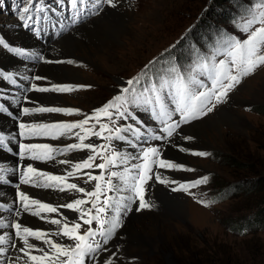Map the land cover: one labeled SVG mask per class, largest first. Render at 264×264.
<instances>
[{
	"label": "snow or ice",
	"instance_id": "6c2138e0",
	"mask_svg": "<svg viewBox=\"0 0 264 264\" xmlns=\"http://www.w3.org/2000/svg\"><path fill=\"white\" fill-rule=\"evenodd\" d=\"M22 3L23 14L20 19L25 26H28L29 21L38 24L39 14L57 11V8L36 6L34 0H22ZM118 3L119 0H57V7L67 9L70 13V25H75L88 16L99 15L105 6L116 8ZM238 7L243 12L238 19L233 18V24L241 35L220 30L209 52L194 49L193 58L187 65L166 58L160 62V69L154 72H150L148 66H145L136 76L119 85L112 99L90 113L73 107L42 105L29 100L26 93L34 91L65 94L91 88V85L49 82V86H39L32 81L47 78L24 77L30 84L24 89L23 99L35 106L21 107L22 116L61 114L80 119L25 122L16 117L20 121L18 136L21 142L18 143L19 151L14 155L18 156L19 161L54 162L67 167L56 174L43 170L34 163H20L11 169L0 164V182L7 183L3 175L7 171L18 173L19 177V182L14 185V199L0 203V230H3L0 232V264H116L117 253L103 261L100 260V254L110 251L105 246L123 227L124 218L133 211V205L136 206V211L155 207L154 202L146 198L152 182L170 187L173 192L192 195L204 207L217 203L214 199L204 198L206 193L197 197L192 191L206 186L211 174L181 182L164 176L160 169L195 172L196 169L165 157L163 145L172 142L183 125L212 113L219 104L227 101L229 94L246 78L264 68V0H238ZM48 18L43 16L44 20ZM0 46L20 56L30 55L23 49L10 47L2 38ZM38 58L44 63H76L73 60H46L43 56ZM149 63L154 65L157 61ZM16 75L0 72V77L13 85L17 83ZM140 111L148 114L158 127L150 128L138 115ZM0 112H8L3 103H0ZM8 114L11 115L10 112ZM92 137L105 143L86 142ZM62 138L73 142L63 146L24 142ZM183 138L189 141L193 139L190 136ZM14 139V135L5 136L0 133V147H7V142ZM114 140L125 141L130 147H139V143H133V140L144 144L155 140L160 142V146L142 147L136 154L122 153L113 146ZM173 146L192 156H211L210 152L190 151L175 144ZM7 150L12 151L11 148ZM74 151L86 152V155L78 161L58 159L59 156H68ZM98 158L102 162L96 163ZM85 169H98L99 174L83 171ZM82 177H86L84 183L90 184V188L70 182L73 178ZM22 185L60 193L68 192L75 198L63 204H53L22 190ZM61 208L71 210L77 214L76 217L69 219L60 212ZM4 212L8 215L3 216ZM24 214L37 217L56 228L45 230L30 226L23 220ZM52 214L59 218H54ZM94 223L96 227H93ZM65 238L71 243H64Z\"/></svg>",
	"mask_w": 264,
	"mask_h": 264
},
{
	"label": "rangeland",
	"instance_id": "374dc122",
	"mask_svg": "<svg viewBox=\"0 0 264 264\" xmlns=\"http://www.w3.org/2000/svg\"><path fill=\"white\" fill-rule=\"evenodd\" d=\"M131 1L119 0L116 8H107L98 16L99 18L88 21L67 36L59 39L61 47L63 45L61 41L66 37H74L78 42L84 41L82 43L93 45V43H89V37L84 33L87 32L85 28L88 25L92 27L93 21H101L100 18L111 12L121 15L128 13L133 17L135 15V26L139 31L135 30V39L124 40L123 45H114L113 48L116 50L114 51L116 57L114 66L104 67L101 62L97 66L93 65L81 54L76 55L80 61L66 53L67 59L64 55V49V52L60 49L56 50L57 48H52L56 50L52 51L50 50L51 44L48 43L45 47L48 53L47 59L52 61L73 60L76 62L75 64L52 63L49 67L65 66L81 69L84 74L80 77L82 79L80 81L83 85H91V88L65 94H44L32 91V95H30V92L26 93L28 99L43 105L68 106L89 113L102 103L112 99L118 91V86L122 85L127 79L136 76L145 66H148L150 72H154L160 69V62L165 61L166 58L174 59L181 65H187L193 58L194 49L198 48L201 52H209L220 30H226L237 36L241 35L233 24V18L238 19L243 12V9L238 7V0ZM239 2H243V0H239ZM13 3V0H0V38H13L15 43H20L15 44V48L23 49L31 54L28 55L29 57L19 56L23 60L26 59L28 66L17 69L20 64L13 63V59L6 61L4 48L0 46V65L6 61L4 72L9 74L22 73L24 77L41 76L47 78L46 80L32 81L39 86H46V84L49 86V82L81 85V82L74 79L73 81L54 79L51 72L52 68H44L47 65L43 63L38 65L35 57H44V53L30 51V47L21 43L20 39L25 35L24 31L15 29L19 23L14 17H9L8 12L1 7L2 5L11 6ZM155 11H157V15L153 17ZM144 18L148 21L145 22ZM130 24L132 26L134 23L131 22ZM123 37L125 39L127 35L124 34ZM108 47L111 48L112 45ZM150 61H157V63L153 65L149 63ZM79 65H85V67ZM0 79L3 83L0 91V96L2 95L0 103H3L8 109V112H0V120L1 117L6 120V123H0V127L7 129L10 133L17 132L19 128L15 122L20 121L16 117H20L25 122L33 120L40 122L41 114H36L38 117H35V115L24 117L21 115V110L14 106V101L23 104L24 89L29 87L30 81L25 79L26 82H29L26 86L12 87L3 77H0ZM51 95L62 97V99L50 100ZM32 106L35 105L31 104L29 107ZM9 112L11 115L8 114ZM234 112L240 113L242 118L239 122L236 121V113L234 114ZM56 115L62 117L64 121L80 119L77 116ZM53 119L54 116H51L50 120ZM208 119L214 120L204 125L207 131L211 122L220 126L218 130L215 127L209 129L208 134L216 137L211 138L210 142L203 136L198 135L197 132L194 133L193 129L198 123L205 122ZM57 120L60 121V119ZM194 122L184 128L183 136L177 138L173 143L190 151L204 150L210 152L211 156L208 158L192 157L189 152H180L178 147L174 146L168 149V154L171 158L196 169L195 172H187L185 177L180 176L183 179H194L198 176L211 174L210 182L206 186L192 191L197 197H201L202 193H206L204 198L214 199L217 203L211 207H204L202 204L197 203L192 195H188V198L183 195V198L187 200L185 202L188 204L185 214L169 213L168 211L166 212L168 214H163L153 209L151 212L144 211L136 218L135 216L131 218V216L128 223L133 219L132 221L137 225L134 226L137 228L139 226L138 221L147 224L148 221L156 220L159 221L161 229L166 228L165 230L171 233L165 231L163 236L157 232L158 236L149 237V246L146 248L145 245L144 247L146 253L141 250V247L144 246L142 242L133 243V247L127 246L125 244L127 234L125 233L126 236L117 239V233L115 240L110 245V252L106 256L104 255L101 261L110 257L113 253H117L115 257L116 264H264V228L241 229L246 219H253L264 208V68L258 69L254 75L246 78L229 94L225 103L219 104L203 120ZM185 136H190L193 139L190 141L185 140L183 138ZM57 141L53 140L51 142L55 144ZM13 143L14 140H9L7 148L11 147L15 150ZM99 144L101 143L99 142ZM4 149L5 147H0V150ZM76 153L81 154L82 157L85 154L81 151ZM70 155L72 156V154L68 156ZM68 156H59L58 159H64ZM26 161L56 174H60L67 167L54 162ZM74 161L78 160L74 159ZM16 162L18 163L17 160ZM21 188L28 193L33 192V194L44 192L43 189H35L25 185H22ZM160 189L161 191H167L164 187L157 188L151 194L152 200L155 199V194L156 197L161 194L158 193ZM41 194H37L36 197L53 204H63L75 198L68 192L60 193L50 189L45 192L44 198L41 197ZM5 198L6 196L1 194L0 203H5ZM166 200L167 198L160 197L162 205H165ZM60 212L63 213V208L60 209ZM63 214L67 216L65 213ZM52 215L54 218H59L56 214ZM200 215L204 216V219L199 221L200 218L197 217ZM3 216H7V213L4 212ZM27 217V220L24 221L29 224L28 219H30L32 224L30 226L45 230H55L56 228V226L43 220H33L34 217L28 214ZM191 222L194 226L190 227V231H186L185 228ZM128 223L125 226L126 228ZM2 231L0 230V232ZM116 240L119 243L113 251L112 247ZM124 244V249H127V251L122 252L121 249ZM117 246L119 252H117Z\"/></svg>",
	"mask_w": 264,
	"mask_h": 264
},
{
	"label": "bare ground",
	"instance_id": "6f19581e",
	"mask_svg": "<svg viewBox=\"0 0 264 264\" xmlns=\"http://www.w3.org/2000/svg\"><path fill=\"white\" fill-rule=\"evenodd\" d=\"M124 1H126V0H124ZM156 15H157V11H155V13H153L152 16L154 17ZM141 18H143V16H141ZM100 19H101V21H99V20L93 21L92 22L93 23L92 27H89V25H88L87 28H85L86 29L85 31H87V32H84V33H85V35H88V37H89V43H91V44L93 43V45H89L87 43H82L84 41H82V42L79 41L78 42V41H76L77 39L74 38V37L73 38L66 37L65 39H63L61 41V43L63 44L62 47L60 45V41L57 40V41L51 43V46H50L51 49L50 50L56 51V50L60 49V50L63 51V49H64L65 52L64 51L63 52H64V55H65V58H67L66 53L68 55H71V56H74V57H76V55L81 54L82 57H84L85 59H87L93 65H96L97 66L99 64V62H101L104 67L106 66V67L109 68V67L114 66L116 64V60H115L116 57L114 55V51H116V50H114L113 47H114V45L115 46L116 45H123L124 40H129L130 38L135 39V37H134L136 35L135 30H138L139 31V29H137V27L135 26V24H136V18H135V15L133 17V15H129L128 13L121 15V14H116L114 12H111L110 14L107 13L106 15H104ZM144 21L147 22L148 20L144 18ZM11 22H14V21H11ZM131 22L134 23V24H132V26L130 24ZM101 23H103V24H101ZM99 24H101V25H99ZM124 34L127 35V37L125 39L123 37ZM46 45H45V47H46ZM106 45H108V46L112 45V47L110 48V47H108ZM52 48H54V49L57 48V49L56 50H53ZM30 51H32V50H30ZM46 57H47V55L45 56V59L46 60H51V59H47ZM5 59H6V61L7 60L8 61L12 60L6 54H5ZM15 62L18 63V64H20V66L22 65L19 61H17V60L14 59L13 63H15ZM42 63L44 65H47V66H44V68H52L51 69V72H52V75H53L54 79H59V80L60 79L61 80H67L68 79V80H71V81H73V79H74V80H77V81H79V82L82 83V81H80V80H82L80 77H82V75L84 73L81 72L82 71L81 69H74V68L65 67V66L64 67L63 66L62 67H49L52 63H44L43 60H40V64H42ZM19 67H17V68H19ZM48 73H49V71H48ZM77 81H75V82L77 83ZM44 94H49V93H44ZM47 96H49V95H47ZM34 97L36 98L35 95H34ZM51 99L52 100L53 99L54 100H57V99L60 100V99H62V97H56L54 95H51L50 100ZM29 106H31V104H29L25 100H23L22 107H29ZM230 112H231V110H230ZM235 113L236 112H234V114ZM235 116H236V121L237 122H239L241 120V118H242L241 115H240V113H236ZM35 117H38V116L35 115ZM213 120L214 119H208L207 121L204 120L205 122L198 123L193 128L194 129V133L197 132L198 135L203 136L209 142H210V140L216 138V137L210 136L208 134L209 133L208 131H209V129H212V127H215L218 130V129H220L219 128L220 126H218L217 124H213L211 122V125L209 123L208 131H207L206 127H204V125L208 124V122L213 121ZM34 121L35 122H39L37 120H33V121H30V122H34ZM0 123H6V120L2 119V117H1ZM196 127H198V128L195 129ZM181 136H183V131H182V135ZM181 136L179 138H181ZM220 136H221V134H220ZM27 142H32V141H27ZM86 142H88V141H86ZM11 149H12V152L17 153L16 147H15V150L13 148H11ZM172 155H174V154H172ZM0 156H1L0 157V163H2L3 165L5 163L6 168L11 169V168H14V167L18 166V163L16 162V157L15 156L12 157V155L6 154V157H5L2 154V152H0ZM81 157H82L81 154L75 153V154H72V156L70 155L68 157H65L64 159H70V160H74L75 159V160H79ZM20 163H22V162H20ZM3 175H4V178H5L6 182H7V184H9L11 186H14L17 183V180L19 179L18 173L17 174H14L11 171H7ZM77 184H79V182H77ZM79 185L83 186L82 184H79ZM0 190H1L0 195L1 194H10L12 196V198H10L8 200V202H11L14 199L15 194H13V191H10V190L4 189V188H0ZM46 191H49V190H44V192H42V194L40 192L39 193L36 192L34 194H35V196H37V194H41V197L44 198ZM152 191L153 190H151V193H153ZM158 193H161V194H158V197H156V194H155V199L152 200L154 202V204L157 202V200L161 196H163L165 198L167 197V200L165 201V205H162L160 207V210L159 211L157 210L158 212L163 211L164 208H165V210L162 212L164 214H166L167 211L169 213L170 212H173L175 214L176 213H178V214H185L188 204L185 202L186 199H184L183 196H180V195L173 196L172 194L168 193V190L167 191H161V189L158 191ZM30 194H33V192H30ZM133 214H131V215H133ZM190 216H191V214H190ZM149 217H151V216L149 215ZM203 217L204 216H201L200 215L197 218H200L199 219V221H200L201 219H204ZM131 218H133V216ZM34 219L40 220L37 217H34L33 220ZM132 220H130L129 223L127 222L128 223L127 228L126 227L125 228L123 227V229L118 233L117 239L118 238L120 239L122 236H124L125 235L124 232H125L127 234V236L125 235L127 237V239L125 241V244H127V246L133 247V243H135V242H138V243L139 242H142V244L144 246H143V248L141 247V250H143V252H145V250H144L145 245H146V248L149 246V240H150V238L152 236H158V233H160L161 235L164 236L165 231H167V230H165L166 228L161 229L162 227L159 225V221H156V220L155 221H148L147 220L148 221L147 224L144 223V222H139L138 221V225H139L138 228L136 227L137 225L135 224V222H133ZM28 221H29V225H32L30 219H28ZM33 224H34V221H33ZM134 225H136V226H134ZM191 226L192 227L194 226L192 222L190 223V225H188L185 228V230L186 231H190L189 229H190ZM151 231H153V232H151ZM167 233H171V232L167 231ZM148 238H149V240H148ZM63 242L66 243L67 242V239L65 238ZM118 243H119V241L116 240L115 243H114V245H113V247H112L113 251H114L115 246ZM125 244L122 246V249H121L122 252H124V250L127 251V249H124ZM131 251H132V249H131Z\"/></svg>",
	"mask_w": 264,
	"mask_h": 264
},
{
	"label": "flooded vegetation",
	"instance_id": "af4514ba",
	"mask_svg": "<svg viewBox=\"0 0 264 264\" xmlns=\"http://www.w3.org/2000/svg\"><path fill=\"white\" fill-rule=\"evenodd\" d=\"M198 122H199V121H198ZM122 123H124V122H122ZM127 123H132V122L127 121ZM146 124H147V123H146ZM181 135H182V132L179 131V135L175 136V137L173 138V141H175V139H176V138H179ZM173 141H172V142H173ZM172 142L163 145V155H164L165 157H167V158L173 159L174 161H176V162H178V163H181V164H184V165L190 167L188 164H185V163L179 162L178 160H176V159H174V158H171V157L169 156V154H168V151H169V150H168V149H169V147L172 148V146H173V144H174V143L172 144ZM133 143H139V147H130L129 144H128L127 142H125V141H120V140H116V142L114 143V145H115V148H116L118 151L122 152V153L130 152V153L136 154V153L139 152L140 148L143 147V143H142V142H137V141H135V140H133ZM170 144H172V145H170ZM156 146H160V142H158ZM198 151H204V150H198ZM206 152H207V151H206ZM191 156H192V155H191ZM192 157H196V156H192ZM132 162H133V163H136V162H138V161H132ZM119 170H122V169H119ZM160 171L163 173L164 176H166V177H168V178H171V179H175V180L181 181V182H188V181L193 180V179H183V178H181L180 176H182V177L187 176V172H184V171H173V170H164V169H160ZM178 175H179V176H178ZM202 176H203V175H202ZM200 177H201V176H200ZM196 178H199V176L196 177ZM196 178H194V179H196ZM160 187H164V188H166V189L168 190V193L172 194L173 196H177V195H180V194H181L180 196H183V195H184L185 197L188 198V195H189V194H186V193H184V192H173V191H171V188H170V187H166L165 185L159 184V183H157V182H152V183L150 184V189H149V191H148V194H147L146 198H147V199H150V200L152 201V198H150V197H151L150 194H152V193H151V190L154 191L156 188H160ZM153 191H152V192H153ZM161 197H163V196H161ZM163 198H165V197H163ZM166 198H167V197H166ZM166 198H165V199H166ZM182 199H183V198H182ZM161 206H162V204H161V201H160V198H159V199L157 200V202L155 203V207L153 208L154 211H155V210H156V211H157V210L159 211ZM153 209H151V210H153ZM151 210L136 211V206L133 205V211H132L131 213H129V214L126 216V218H124V221H123V227H125V225L127 224L128 219H129L130 216H135V218H136V216L142 214L144 211L151 212ZM164 210H165V208H164ZM164 210H163V211H164ZM163 211H161L160 213H162ZM133 213H134V214H133ZM131 214H133V215H131ZM163 214H164V213H163ZM166 214H168V213H166ZM123 227H122L117 233H119V232L123 229ZM124 234H125V232H124ZM116 235H117V234H116ZM115 238H116V237H115ZM115 238H114L112 241H110V243H109L108 245H106L107 248H108L109 250H111L110 245H111V243L115 240ZM109 252H110V251H109ZM107 254H108V253H107ZM107 254H106V255H107ZM106 255H105V256H106Z\"/></svg>",
	"mask_w": 264,
	"mask_h": 264
},
{
	"label": "trees",
	"instance_id": "16d2710c",
	"mask_svg": "<svg viewBox=\"0 0 264 264\" xmlns=\"http://www.w3.org/2000/svg\"><path fill=\"white\" fill-rule=\"evenodd\" d=\"M244 228L248 230V228L262 229L264 228V208L255 215L253 219H246L241 229ZM243 229V230H244ZM236 231V228L234 229Z\"/></svg>",
	"mask_w": 264,
	"mask_h": 264
}]
</instances>
